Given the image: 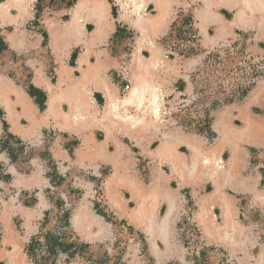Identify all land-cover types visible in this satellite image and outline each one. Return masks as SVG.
I'll return each instance as SVG.
<instances>
[{"label": "crops", "instance_id": "0c3cea01", "mask_svg": "<svg viewBox=\"0 0 264 264\" xmlns=\"http://www.w3.org/2000/svg\"><path fill=\"white\" fill-rule=\"evenodd\" d=\"M66 3L36 18L37 0H0V264H30L26 245L53 207L47 195L62 192L51 176L68 171L77 184L78 172L101 168L107 206L140 232L151 264L185 263L177 223L189 203L207 245L233 264H264V230L253 219L264 215V167L253 156L264 151V80L222 106L211 137H178L187 152L154 117L198 64L173 59L160 39L175 10L193 14L201 50L247 35L264 56V0ZM12 143L28 146L23 162ZM103 217L87 205L69 212L87 249L109 239ZM77 257L65 264H91Z\"/></svg>", "mask_w": 264, "mask_h": 264}, {"label": "rangeland", "instance_id": "374dc122", "mask_svg": "<svg viewBox=\"0 0 264 264\" xmlns=\"http://www.w3.org/2000/svg\"><path fill=\"white\" fill-rule=\"evenodd\" d=\"M60 6L61 4L55 1L53 6L43 11L42 14L52 16V14L59 12L55 10ZM171 27L174 30L172 34L170 33ZM186 27H189L190 32L197 34L199 38L193 14L191 11L180 7L172 15L168 33L160 39H164L166 44L169 39H173V50L178 54V57H173V59H181L183 61L184 59L195 58L198 64L189 69L184 82L178 80L172 83V94L166 97L163 96L159 100L158 105L156 102V109L159 111L158 114H154L160 132H172L177 135L175 143H177L181 152L187 151L181 145V142H183L182 138L178 137H184L187 134L198 135H196L197 133H195L192 126L191 129L182 127L179 124L180 121L189 127L190 123L187 120L196 121L197 119L200 121L207 118L210 130L214 131V121L220 115V112L227 110L225 109L226 106L222 107V100H235L239 94L247 92L264 80V56L256 54L248 46L247 35H239L235 41L229 40L211 50L203 51L199 48L198 42H186L184 33ZM116 50L118 52L117 48ZM123 87L126 88V85H123ZM233 123L239 124L234 118ZM205 140V143L214 141V139L209 141L206 138ZM17 152H19V148ZM253 156L256 163L260 167H264V151L257 150ZM224 157L226 158L227 154ZM17 161L23 162L24 159L21 157ZM142 164L145 166V163ZM107 174L108 171L105 168H101L99 173L96 174H93L91 170H82L75 177L77 178V184L73 183L74 179L70 177L68 171L51 176L53 186L61 187L62 192L57 191V194L49 193L47 195V200L53 207L48 213V222L46 224L43 222L39 223L37 225V233L31 238V240L33 238L36 239V247L33 251L36 263H32L29 259L30 264L66 263L68 254L62 252L61 248L56 247V254L51 255L49 253L50 243H46L44 239L48 232L55 235L60 244L72 242L78 245L81 244L75 238L70 225L64 228L57 220L63 213H72L76 206L81 205H87L89 209H93L94 213L99 216L104 215L103 219L108 221L111 235L109 239L103 242L91 244L90 248H86L81 254L78 251V260L85 262L87 259L88 261L101 259L104 264H151V260L145 255L146 250L143 246L140 232L135 229L131 231L129 227L132 226L126 221L117 220L107 206L103 192V180ZM119 212L121 211L119 210ZM194 213L195 206L193 203L187 204L177 223L180 245L185 251L186 260L184 264H233L223 250L209 246L203 241L200 230L193 219ZM262 215L258 214V217L253 218L260 230H264V215ZM128 218L133 220L131 217ZM242 218L246 222L249 221L241 214ZM189 229H193V232L198 235L195 234V237H193L189 234L191 232ZM258 236L260 240L262 232H259ZM31 240L26 245V248ZM201 245L202 247H200ZM256 250L257 248L254 251ZM136 253L140 258L139 263L138 260L136 263L132 259ZM62 254L64 255L62 256Z\"/></svg>", "mask_w": 264, "mask_h": 264}, {"label": "trees", "instance_id": "16d2710c", "mask_svg": "<svg viewBox=\"0 0 264 264\" xmlns=\"http://www.w3.org/2000/svg\"><path fill=\"white\" fill-rule=\"evenodd\" d=\"M55 1H58L60 4H65L67 2V0H37L36 13H35L36 18H39L45 9H49V7L53 6ZM66 4L69 6L71 3H66ZM113 15H115V9L114 8H113ZM118 32H120V31H118ZM3 48H4V46H3L2 41L0 39V51ZM246 93L247 92L245 91V92L239 94L237 96V98H235V100L231 99V100L225 101V99H223L222 103H223V105H227V104H230L232 102L239 101V100L243 99V97L246 95ZM187 121L190 123V125L188 124L189 127L186 124H183L181 121L179 124L186 129H191V126H192L195 133H197L199 135H204L206 137L212 136V133L210 130L209 120L207 118L204 120H200V121H198L197 119H196V121L195 120H187ZM195 129L197 130V132ZM48 216L49 215L47 213L45 218H44V221H43L44 224H46L48 222V220H49ZM102 216H104V215H102ZM68 218H69V213H63L61 216L58 217L57 220H58L59 224L62 225V227L67 228L69 225ZM44 240L46 243L47 242L50 243L51 247L49 248V253L51 255L56 254V251H55L56 247L61 248L62 252L68 254V257L66 259V263H69L73 259L75 253L77 254V252L79 251V253L81 254V252H83L87 248V246H85V245H82V244L78 245V244H75L73 242L69 243V244L68 243L60 244V243H58V239L56 238V236L52 235V233H48V232H47V235H46ZM35 247H36V239L33 238L25 250L28 258L31 260L32 263H36L35 257H34L35 253L33 252ZM90 263L91 264H104L101 261V259H98L97 261H90ZM50 264H54V263L52 262Z\"/></svg>", "mask_w": 264, "mask_h": 264}, {"label": "built area", "instance_id": "2783aa9c", "mask_svg": "<svg viewBox=\"0 0 264 264\" xmlns=\"http://www.w3.org/2000/svg\"><path fill=\"white\" fill-rule=\"evenodd\" d=\"M173 31L174 30L171 27L170 33L172 34ZM184 33L186 35V39H185L186 42H195V43L198 42L199 38H198L197 34L191 33L189 27L185 28ZM167 44H169V46H167V54L169 56H171V57H178V54L173 50V48H174L173 39H169ZM5 140H6V138H5ZM10 147H15L16 149H18V148L20 149L19 152L16 153V156H17L18 160L21 158L22 155L26 154L28 152V150H29L28 146H23V147L19 146V147H17L13 143L10 144ZM189 231H191V232H189V234L192 235L193 237H195V234L198 235L197 233L193 232V229H189ZM200 247H202V245Z\"/></svg>", "mask_w": 264, "mask_h": 264}, {"label": "bare ground", "instance_id": "6f19581e", "mask_svg": "<svg viewBox=\"0 0 264 264\" xmlns=\"http://www.w3.org/2000/svg\"><path fill=\"white\" fill-rule=\"evenodd\" d=\"M128 91V90H127ZM131 92V91H130ZM136 93V92H135ZM137 95V94H136ZM132 96H134V95H132ZM133 98V97H132ZM225 112V111H224ZM227 113V112H226ZM258 124V123H257ZM254 126V125H253ZM259 129V128H258ZM264 129V128H263ZM256 130V129H255ZM250 131H252V130H250ZM259 132H260V130H259ZM255 135V134H254ZM252 136V135H251ZM262 140H264V139H262ZM202 159V158H201ZM210 162V161H209ZM201 165V164H200ZM199 167V166H198ZM202 168V167H201ZM210 168V167H209Z\"/></svg>", "mask_w": 264, "mask_h": 264}]
</instances>
